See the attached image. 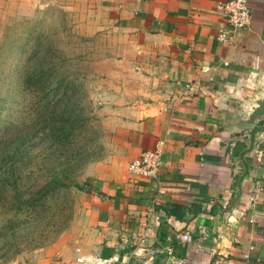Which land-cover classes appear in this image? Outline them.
Here are the masks:
<instances>
[{
  "label": "crops",
  "instance_id": "1",
  "mask_svg": "<svg viewBox=\"0 0 264 264\" xmlns=\"http://www.w3.org/2000/svg\"><path fill=\"white\" fill-rule=\"evenodd\" d=\"M54 1L65 9L86 1L149 62L151 85L127 140L83 179V264H264V137L245 157L247 179L232 205L234 157L245 144L226 123L264 89V0H247L250 23L226 42L215 39L222 0ZM156 142L155 176L129 173L127 163ZM256 181L262 191L248 207ZM57 254L43 264H75V251Z\"/></svg>",
  "mask_w": 264,
  "mask_h": 264
},
{
  "label": "rangeland",
  "instance_id": "2",
  "mask_svg": "<svg viewBox=\"0 0 264 264\" xmlns=\"http://www.w3.org/2000/svg\"><path fill=\"white\" fill-rule=\"evenodd\" d=\"M22 1L0 0V179L16 186L0 187V264H43L80 246L85 174L119 151L151 85L147 56L127 33L97 22L86 1L74 9L54 0ZM41 60L51 66L50 88L61 83L58 94L50 91L47 108L24 83ZM40 115L62 131L45 134L49 124ZM23 161L32 169L19 167ZM50 175L69 187L43 204L33 202Z\"/></svg>",
  "mask_w": 264,
  "mask_h": 264
},
{
  "label": "built area",
  "instance_id": "3",
  "mask_svg": "<svg viewBox=\"0 0 264 264\" xmlns=\"http://www.w3.org/2000/svg\"><path fill=\"white\" fill-rule=\"evenodd\" d=\"M214 10L223 22V25L217 28L215 39L220 42H226L230 36L238 29L245 28L251 20V13L247 4V0H222L214 5ZM161 142H156L154 146L139 153V155L131 159L126 166L129 173L146 178H153L160 165ZM262 191L260 181H256L250 189L248 207H252L256 197ZM159 194L163 191L158 189ZM183 241H189L187 234L180 235ZM77 254L74 258L75 263L83 264V256L79 252V248L74 249ZM246 257V254H244Z\"/></svg>",
  "mask_w": 264,
  "mask_h": 264
},
{
  "label": "trees",
  "instance_id": "4",
  "mask_svg": "<svg viewBox=\"0 0 264 264\" xmlns=\"http://www.w3.org/2000/svg\"><path fill=\"white\" fill-rule=\"evenodd\" d=\"M27 58H28V56H27ZM40 63H43V64H37L38 67L36 66L30 73H27L25 75L24 83H25V86H27V88H28V86L32 88L31 93L33 94V96L34 95L37 96V100H38L37 105L38 104H44V108H47L48 97H49V94L51 93L50 91H52L54 95L58 94L59 93L58 90H59L61 83L58 82L52 88H50V81L48 80V76L51 74V66L46 64V63H49L46 60H41ZM42 75L44 76L43 79H41ZM42 90H44V91L41 93V95L38 94L37 91L40 92ZM53 94H51V95H53ZM61 94L63 95V98L66 97V99H69V100L72 97V93L67 92L66 88H64V87L61 90ZM70 102H72V101L70 100ZM59 113L62 115L63 111L61 110V111H59ZM72 115H73V112H71V113L69 112L67 117L72 116ZM39 117H40V121H43V122L45 121L46 123L49 124V126H47V130L45 131V134L48 133V136H53L58 131H62V130H60V128H58V126L57 127L54 126V123L51 120L49 115H46V116L40 115ZM62 120L66 121L67 119L64 118ZM59 127H63V126H59ZM35 133H36V131H33V134H35ZM43 136H45V135L43 134ZM25 148L23 150H25ZM21 166H22L23 170L24 169L31 170L33 163H30L28 161H23V162H21L19 167H21ZM19 167H18V169H19ZM7 170H9V173H10L9 177H12L13 173L15 172L14 168L10 166V167H7ZM0 171L5 173L4 167H2L0 169ZM0 178H3V177H0ZM17 178L19 179V177H17ZM5 186H7V187L11 186V188H15L16 187L15 186V180H13L10 184H8V183H6V180L2 181V179H0V187H5ZM74 186L76 187L77 185L74 184ZM67 187H69L68 183L57 180L54 175H50L46 181L41 180L39 182V186L37 187V189L34 190V191L38 192V195L35 197V199H32V200H34L33 202L37 201L39 204H43V202L45 201V199L48 196L53 198L54 196H56V194H55L56 191H58L61 188H67ZM83 191H85V187H83Z\"/></svg>",
  "mask_w": 264,
  "mask_h": 264
},
{
  "label": "water",
  "instance_id": "5",
  "mask_svg": "<svg viewBox=\"0 0 264 264\" xmlns=\"http://www.w3.org/2000/svg\"><path fill=\"white\" fill-rule=\"evenodd\" d=\"M243 111L232 116L226 123L238 128L243 132L245 146L239 150L234 157V160L241 165V172L237 176L235 183V196L233 203L239 198L241 193V184L244 179H247L248 165L245 161V157L250 155L254 149L255 143L262 137H264V89L247 98L242 104Z\"/></svg>",
  "mask_w": 264,
  "mask_h": 264
}]
</instances>
